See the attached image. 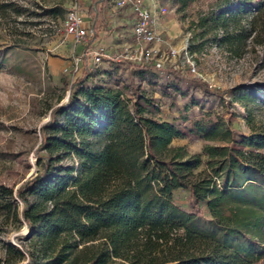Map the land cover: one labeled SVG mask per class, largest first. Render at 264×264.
Returning <instances> with one entry per match:
<instances>
[{
	"label": "trees",
	"instance_id": "16d2710c",
	"mask_svg": "<svg viewBox=\"0 0 264 264\" xmlns=\"http://www.w3.org/2000/svg\"><path fill=\"white\" fill-rule=\"evenodd\" d=\"M106 2L89 4L86 50L108 29ZM48 12L64 15L60 5ZM253 12L264 13V0H218L200 27L220 28L226 33L221 43L237 46L243 31L229 27ZM91 76L85 55L67 103L55 107L42 128L41 169L16 196L0 188V199L23 203L22 219L18 212L16 218L28 229L17 237L20 247L7 246L0 264L258 262L264 255V132H236L221 117L179 127L153 116L152 99L138 90L130 98L120 88L88 85ZM191 136L206 143L202 153L173 144ZM179 190L190 194L187 210L175 203Z\"/></svg>",
	"mask_w": 264,
	"mask_h": 264
},
{
	"label": "rangeland",
	"instance_id": "374dc122",
	"mask_svg": "<svg viewBox=\"0 0 264 264\" xmlns=\"http://www.w3.org/2000/svg\"><path fill=\"white\" fill-rule=\"evenodd\" d=\"M82 1L0 0V188L12 189L15 196L41 169L38 155L45 154L40 151L42 128L53 109L67 103L70 87L82 75L85 44H77L64 26L69 11L87 12ZM147 1L153 16L172 19L169 31L173 36L165 37L159 31L165 42L162 48H175L179 56L163 70L143 64L149 69L139 71L133 66L140 64L126 58H114L107 64L105 50L102 63L94 65L90 52L92 76L87 84L120 88L130 98L138 90L152 99L153 116L179 127L221 117L236 132H264V13L253 12L237 27L230 26V33L243 31L242 42L230 47L221 43L226 33L220 28L200 27L201 17L218 0ZM59 5L63 16L48 12ZM187 59L195 63L196 73L190 71ZM173 144L200 154L206 143L191 136ZM189 195L187 190L177 191L175 203L187 210ZM14 200L16 205L9 196L0 199V259L6 257L9 244L20 247L17 237L28 234L26 225L16 218L18 212L21 221L24 205ZM7 205L10 209L4 208ZM255 264H264V255Z\"/></svg>",
	"mask_w": 264,
	"mask_h": 264
},
{
	"label": "built area",
	"instance_id": "2783aa9c",
	"mask_svg": "<svg viewBox=\"0 0 264 264\" xmlns=\"http://www.w3.org/2000/svg\"><path fill=\"white\" fill-rule=\"evenodd\" d=\"M77 5V4H76ZM121 6L129 5L133 13L134 43L124 47V57L136 64H151L157 70H163L167 64L173 63L180 51L175 48L164 50L165 43L161 33L156 29L155 19L150 7L143 0H121ZM64 26L76 43H83L92 36L90 25L86 21V13L69 11ZM184 53H188L184 47ZM94 65L102 63V50L91 51ZM186 63L192 73H196L195 63L187 59Z\"/></svg>",
	"mask_w": 264,
	"mask_h": 264
},
{
	"label": "crops",
	"instance_id": "0c3cea01",
	"mask_svg": "<svg viewBox=\"0 0 264 264\" xmlns=\"http://www.w3.org/2000/svg\"><path fill=\"white\" fill-rule=\"evenodd\" d=\"M148 6L149 3H147V0H143ZM85 6L89 7V4L91 0H83L82 1ZM121 0H107L106 2V14H107V24L108 29L105 32H102L101 39L94 43L90 48L86 50L87 43L90 41L91 37L86 40L83 43H80L81 45L85 44V47H82L83 49V56H82V71H83V58L86 55V57L89 60V63L91 61L90 58V52L94 49H101L105 50L107 52V55H104V57L108 58L107 64L110 63V61L114 60V58H124V47L129 44L134 43L133 39V13L130 9L129 5L121 6L120 5ZM86 21L90 25L91 23L87 19L88 17V8H86ZM163 15L157 14L154 15L155 23H156V29L163 33L165 37H171L173 36L171 32L169 31L170 24L172 19L165 20L163 19ZM177 32H174V34ZM72 39V37H69ZM79 44V43H77ZM91 64V63H90Z\"/></svg>",
	"mask_w": 264,
	"mask_h": 264
}]
</instances>
